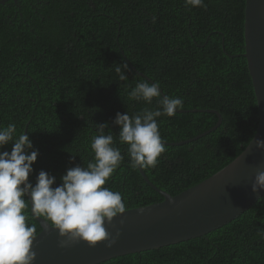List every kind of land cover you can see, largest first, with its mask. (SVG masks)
Returning <instances> with one entry per match:
<instances>
[{
    "label": "trees",
    "instance_id": "obj_1",
    "mask_svg": "<svg viewBox=\"0 0 264 264\" xmlns=\"http://www.w3.org/2000/svg\"><path fill=\"white\" fill-rule=\"evenodd\" d=\"M43 1L48 4L39 10L42 20L33 26L20 9L15 19L0 14V125L15 123L17 134L25 131L39 150L30 183L43 170L59 185L68 168L86 167L96 124L107 123L105 134L114 136L124 160L106 186L122 194L127 210L162 202L129 166L127 146L113 123L117 112L132 116L157 106L155 100H129L138 82H158L162 95L184 100V113L158 119L165 143L212 129L218 117L207 111L221 117L203 137L165 145L155 168H141L168 195L211 177L250 143L258 114L243 57L245 0H204L205 7L191 10L184 0ZM123 63L130 71L120 81L115 68ZM11 148L10 143L3 151ZM28 223L40 233L35 219ZM100 264H264V194L203 237Z\"/></svg>",
    "mask_w": 264,
    "mask_h": 264
},
{
    "label": "clouds",
    "instance_id": "obj_2",
    "mask_svg": "<svg viewBox=\"0 0 264 264\" xmlns=\"http://www.w3.org/2000/svg\"><path fill=\"white\" fill-rule=\"evenodd\" d=\"M187 10L203 8L204 0H184ZM120 81L128 79L127 63L115 68ZM129 100L152 105L130 116L116 113L113 123L120 129L118 139L126 145L129 166L133 169L155 168L165 153V144L159 132L158 119L173 117L184 106L180 97L162 95L158 82H138L128 92ZM97 132L91 138L92 160L87 166L76 165L66 170L56 184V178L41 170L35 185L29 182L33 165L39 156L29 135L17 134L15 123L0 125V264H34L33 244L36 229L30 218H43L61 238L60 247L85 242L89 247L104 243L111 248L121 232L112 223L127 211L119 191L107 187L112 175L124 160L120 148L114 146V136L105 134L107 123L96 124ZM12 144L11 152L3 151ZM257 150L264 151V139L255 141ZM264 191V171H257L252 192ZM31 205L30 213L26 211ZM124 221H120V228ZM111 226L115 236L107 230Z\"/></svg>",
    "mask_w": 264,
    "mask_h": 264
},
{
    "label": "water",
    "instance_id": "obj_3",
    "mask_svg": "<svg viewBox=\"0 0 264 264\" xmlns=\"http://www.w3.org/2000/svg\"><path fill=\"white\" fill-rule=\"evenodd\" d=\"M243 38V57L258 114L255 134L243 152L211 177L176 196L154 187L142 169L137 168L144 182L160 194L163 201L127 210L123 216L114 218L112 223L121 235L111 248H107L103 242L95 247L77 242L61 248L58 231L47 221L43 222V218H36L41 231L33 244L37 254L34 264H100L200 238L232 222L262 197L264 191L254 194L252 184L257 171H264V151L257 150L255 144L256 140L264 139V0H245ZM130 68L138 76L144 77L135 68ZM207 112L218 117L212 129L187 141L164 144L186 145L216 129L221 123L220 115L215 111ZM121 220L124 221L122 228ZM106 227L115 236V230L111 226Z\"/></svg>",
    "mask_w": 264,
    "mask_h": 264
},
{
    "label": "flooded vegetation",
    "instance_id": "obj_4",
    "mask_svg": "<svg viewBox=\"0 0 264 264\" xmlns=\"http://www.w3.org/2000/svg\"><path fill=\"white\" fill-rule=\"evenodd\" d=\"M0 2H3V4H0V14H4L7 19L10 17L15 19L16 9H20L19 15H25L24 22L28 19L31 26L38 22L39 10H45L48 4L43 0H0ZM40 20H42V17H40Z\"/></svg>",
    "mask_w": 264,
    "mask_h": 264
},
{
    "label": "bare ground",
    "instance_id": "obj_5",
    "mask_svg": "<svg viewBox=\"0 0 264 264\" xmlns=\"http://www.w3.org/2000/svg\"><path fill=\"white\" fill-rule=\"evenodd\" d=\"M241 2V1H240ZM238 9V8H237Z\"/></svg>",
    "mask_w": 264,
    "mask_h": 264
}]
</instances>
